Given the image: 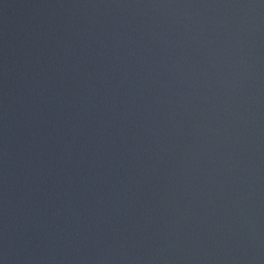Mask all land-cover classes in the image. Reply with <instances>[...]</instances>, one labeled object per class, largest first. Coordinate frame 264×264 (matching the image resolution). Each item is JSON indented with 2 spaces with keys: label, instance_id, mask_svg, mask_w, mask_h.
<instances>
[{
  "label": "water",
  "instance_id": "water-1",
  "mask_svg": "<svg viewBox=\"0 0 264 264\" xmlns=\"http://www.w3.org/2000/svg\"><path fill=\"white\" fill-rule=\"evenodd\" d=\"M0 264H264V0H0Z\"/></svg>",
  "mask_w": 264,
  "mask_h": 264
}]
</instances>
